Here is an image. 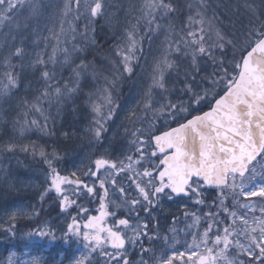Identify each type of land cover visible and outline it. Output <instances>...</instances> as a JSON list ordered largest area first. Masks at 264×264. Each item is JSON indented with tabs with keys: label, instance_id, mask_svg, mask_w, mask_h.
Here are the masks:
<instances>
[{
	"label": "snow or ice",
	"instance_id": "snow-or-ice-1",
	"mask_svg": "<svg viewBox=\"0 0 264 264\" xmlns=\"http://www.w3.org/2000/svg\"><path fill=\"white\" fill-rule=\"evenodd\" d=\"M218 7L0 0V163L28 168L25 157L42 180L0 168V183L38 192L0 218L5 264H264V0L238 3L243 21L225 23ZM101 22L112 44L98 63ZM145 39L157 43L146 69ZM136 76L137 99L109 135L120 89ZM77 100L90 117L83 134L58 133ZM78 140L88 152L66 168ZM165 200L182 203L179 215L163 216ZM53 204L62 226L42 215ZM10 249L30 250L29 260Z\"/></svg>",
	"mask_w": 264,
	"mask_h": 264
},
{
	"label": "trees",
	"instance_id": "trees-1",
	"mask_svg": "<svg viewBox=\"0 0 264 264\" xmlns=\"http://www.w3.org/2000/svg\"><path fill=\"white\" fill-rule=\"evenodd\" d=\"M216 4L219 5V7L217 8V14L224 19L225 23H227V17L228 16H233L234 19L243 21L244 20V12L243 9H240L239 12L236 11V6L238 5V3H241L242 0H215ZM239 26V24L237 25ZM106 27V24H104L103 22H101L100 24H98L96 26V39L99 42V44L102 46V44L105 41V37L103 34V29ZM157 46V43L154 42L149 45V42L147 39H145L144 42V49L147 47H151L154 49V47ZM108 49H101L99 52L100 54L105 52ZM96 57H97V62L99 63V58L101 57L100 55L98 56L95 53ZM154 55V52L151 53L150 59L152 60V56ZM91 59V58H90ZM136 77L132 78V79H128L124 81L123 87L120 89V94L119 95V99H118V103L120 105H122L124 103V101L127 98V95L131 93L132 88V84L135 81ZM77 103L80 104V108L77 110L76 113H73L71 110V106L70 105H65L64 110L60 113V118L57 120L56 122V128H57V132L59 133V130L61 128H63L64 130H68L69 128H71L72 130H74L78 135H81L82 133V129L83 127L87 124L88 119L90 117H88L87 114V110L84 108L82 102L80 100H77ZM83 124V125H82ZM38 137H40L39 133H34L31 134L29 139L33 140V141H37ZM79 141V140H78ZM78 141H74L70 144V151L69 154L66 158L65 161H67L70 157L76 155L79 153L80 149H81V143L80 145L78 144ZM40 143H51V140H48L47 138H43L39 140ZM56 143H61L62 141L60 139H57L55 141ZM21 160L23 161L24 165H27L28 168H25V172L27 174L30 173H35L33 171H30L29 169H35L38 167V165L36 164H31L29 159L25 158V157H21ZM15 159L11 160V162H3L0 163L1 164H11L13 167H16V165L14 164ZM13 162V163H12ZM210 195H215V193H209ZM0 196L3 197V191L0 190ZM35 198L37 197L36 195H34ZM6 199H8L10 202L17 200L14 198L13 195H9L7 194ZM24 200L22 201H26L25 198L23 197ZM51 199V197L49 198ZM31 201V199H30ZM34 201V200H32ZM46 206H47V201H46ZM57 209L55 204L52 205V209L50 212L48 213H42L43 216H45L46 218L48 217V215L52 214V213H56ZM18 228H22V227H31L30 224L28 223H22L21 225L17 226ZM2 235V234H0ZM5 247L6 245L0 244V264H5V261L7 259V256L10 254L9 252L5 251ZM12 251V249H10V252Z\"/></svg>",
	"mask_w": 264,
	"mask_h": 264
},
{
	"label": "rangeland",
	"instance_id": "rangeland-1",
	"mask_svg": "<svg viewBox=\"0 0 264 264\" xmlns=\"http://www.w3.org/2000/svg\"><path fill=\"white\" fill-rule=\"evenodd\" d=\"M156 47H154V54H155V50ZM143 83V79L141 76H137L135 81L133 82L132 86L134 85V87L132 88V91L130 93V95L126 98V100L124 101V103L121 105V109L117 110V114L116 116L113 118V120L109 123L108 128H109V135L114 132L123 122H124V117L126 114V109L130 108L133 106V104L135 103L136 99H137V93L141 87ZM83 125V124H82ZM83 133H81L82 135ZM87 149H80L79 153L72 156L71 159H68L67 161H65V165L66 168L71 169L73 167L74 164H76L77 166L79 165V161L80 159H82L84 157V155L87 153ZM0 168H7L10 173H12V175L17 179V180H22V181H27L30 182L32 185H39L42 183V180L40 178L39 175L35 176V175H30V174H26L24 173L23 167L19 165V170L20 173L18 174V168L12 167L8 164H1ZM27 175L28 178L27 179H23L21 178L20 175ZM15 182V181H14ZM0 190L3 191V198L2 201H0V218H6L7 214L10 213L11 211H13L15 209V207L20 206V205H27V204H34L33 202L30 201V194L35 195V193H37V191L35 190V188H25V189H21V190H12L10 188L7 187L6 184L0 183ZM7 194L9 195H13L15 199L12 202H10L8 199H6ZM23 197L25 198V200H27L28 202L24 203L22 202ZM176 201H167L165 200L163 203V213L165 215H168V213H179V209L182 207V203H175ZM63 218V220H62ZM61 220L56 224L55 227L58 226H62L63 222L65 221V217H62ZM22 222H26V221H22ZM12 251H15L17 253V257L21 260V261H28L30 256L29 253L30 250L27 249H21V250H17V249H12ZM31 255H36L35 252H31ZM41 256L45 257V253H40ZM71 257H69L70 259ZM67 264V262H66Z\"/></svg>",
	"mask_w": 264,
	"mask_h": 264
},
{
	"label": "bare ground",
	"instance_id": "bare-ground-1",
	"mask_svg": "<svg viewBox=\"0 0 264 264\" xmlns=\"http://www.w3.org/2000/svg\"><path fill=\"white\" fill-rule=\"evenodd\" d=\"M103 34H104V37H105V41H104V43L102 44V46H101V49H110V46H111V44H112V30H111V28L108 26V25H106V27L103 29ZM108 51V50H107ZM89 58H92L91 56L89 57ZM7 130H5V132L4 133H2V134H0V135H3L4 136V138L6 139L7 138ZM80 143L82 144H85L86 145V149H87V151H88V147H87V144H86V142H84V141H78V144L80 145ZM70 159V158H69ZM13 163V162H12ZM14 164L18 167V174L20 173V170H19V166L17 165V163H16V161H14ZM21 176V178H23V179H27L26 178V176L23 174V175H20Z\"/></svg>",
	"mask_w": 264,
	"mask_h": 264
}]
</instances>
